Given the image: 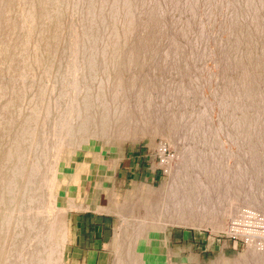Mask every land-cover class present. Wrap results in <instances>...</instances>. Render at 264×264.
Returning <instances> with one entry per match:
<instances>
[{"label":"bare ground","instance_id":"6f19581e","mask_svg":"<svg viewBox=\"0 0 264 264\" xmlns=\"http://www.w3.org/2000/svg\"><path fill=\"white\" fill-rule=\"evenodd\" d=\"M202 53L219 70L200 75L206 87L234 95L226 123L212 104L194 108L190 88H145L137 75L147 57ZM147 135L175 145L179 162L158 188L120 195L123 146ZM247 208L264 216V0H0V264H68L67 227L90 210L121 219L112 264H183L170 226L219 228ZM259 237L221 260L264 264Z\"/></svg>","mask_w":264,"mask_h":264},{"label":"rangeland","instance_id":"374dc122","mask_svg":"<svg viewBox=\"0 0 264 264\" xmlns=\"http://www.w3.org/2000/svg\"><path fill=\"white\" fill-rule=\"evenodd\" d=\"M164 49V47H155L151 51H162ZM70 50L71 48L68 45L62 46V52L65 51V54L60 59L58 64V71L62 75L61 79L64 83L66 82V84L67 81H70L69 70L73 66L72 59L69 55ZM140 50L147 51V49L145 48H142ZM204 57H206L205 59H208L204 60ZM210 58L211 56H209L208 54L202 53L200 56H198V59L196 56V58L194 57V59H189V61L186 60L185 62L188 64H186L185 62H183L182 64L176 62L175 64V62L172 61L164 62V56L157 58V60H152L151 57H147L146 59H143L142 62L138 63L141 65L142 71H137V75H139L140 73L143 74L145 88H150L155 85H157L158 87H165L166 89H180L183 87L182 89H184L185 91H187V88H190V92L193 93L190 94L189 92V98L186 96L187 99H185H189V101L195 105L194 108L199 111H204V107L207 108L211 104L215 106L217 102V99L215 98L217 97V104L220 103L221 111L218 112L217 115L216 112H211L210 109L212 105L206 110L210 112V115L212 116L211 119L213 118L212 121H214L216 118L218 119L221 115V117H223L222 119H224L223 122L226 123L231 119V117H234L233 114L236 109V107L233 108V106L235 105L232 101L234 99V95L230 93L229 88L221 90L218 89V85L213 88H211L210 86L206 87V84L202 79L206 75V73L212 72L211 74H215L219 71L217 68V64H215V59ZM195 62L198 63L196 64ZM185 64L188 68H191V66H196L195 73H192V70H187ZM204 65L207 67V69H210L211 71L205 70L206 67ZM213 65H215L216 67ZM184 67L185 69H183ZM202 69L204 74L201 71ZM187 73L189 74V78L187 83L185 84L184 76ZM200 75H202L203 77ZM196 77L199 81L196 80ZM136 79L137 77L135 78V80ZM17 81L19 87H23L22 80H20L19 78ZM51 83H53V80L51 81ZM203 86L205 87V89H203ZM40 87L43 88L42 90L45 89L41 82ZM196 87L198 88V90L196 89ZM214 89H216V91H214ZM213 92H216V97L214 96ZM190 95H192L193 98H190L192 97ZM206 97H211L212 99L210 100H212L213 102H210L209 104V102L205 100L207 99ZM221 97L223 100L220 101ZM191 100H193L194 102ZM200 100L203 104V107L200 106L202 105L201 103L199 104ZM196 104L198 106H196ZM224 105L226 106L224 107ZM193 110L194 109H190V111ZM19 111L20 113H22L21 109ZM168 142L169 141H166L160 135L155 137L147 135L135 139H130L125 142L123 146V155L119 162L114 181L116 191H119L120 195H124L125 193L133 191L134 186L158 188L162 183L169 181L170 176L168 168L173 167V165L174 167L176 166V164L179 162V156L176 146ZM111 159V154L107 153L105 155V160L110 161ZM87 212L109 216L108 219L110 222L111 229H109V232L107 233L106 241L108 240V242L101 250L98 251H76L74 244L76 238L75 218L78 213H73L72 221L67 227V235H69V239L66 243V259L68 260L67 262L68 264H112L114 260L113 257L115 255L114 241L116 235L119 232L121 219H119L120 217L114 213H98L93 210ZM251 213L254 214L252 215ZM234 215L233 217L230 216V219L227 218L224 224L219 228H216L212 224H176L170 226L168 233L171 239V244H173L172 247L174 249L178 250V255L175 257V260L178 259L179 261H183V264H224L221 259L226 260V262H228L236 259L241 255H244L249 248V243H253V241L255 242L256 239L260 238L259 236L264 230V219L262 218L264 216L260 217L262 215L260 212H256V210L250 208L242 209L241 212L236 213Z\"/></svg>","mask_w":264,"mask_h":264},{"label":"crops","instance_id":"0c3cea01","mask_svg":"<svg viewBox=\"0 0 264 264\" xmlns=\"http://www.w3.org/2000/svg\"><path fill=\"white\" fill-rule=\"evenodd\" d=\"M108 217V215L91 212L76 215L74 241L76 251H98L107 244V233L111 229Z\"/></svg>","mask_w":264,"mask_h":264}]
</instances>
